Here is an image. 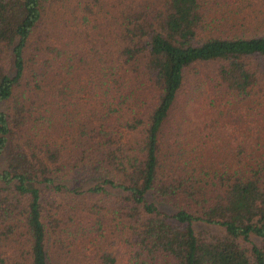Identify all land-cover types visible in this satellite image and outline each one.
Returning <instances> with one entry per match:
<instances>
[{"label":"trees","instance_id":"1","mask_svg":"<svg viewBox=\"0 0 264 264\" xmlns=\"http://www.w3.org/2000/svg\"><path fill=\"white\" fill-rule=\"evenodd\" d=\"M46 1L0 0V264H264L254 0H119L112 47L85 0L64 48L37 39ZM209 63L228 107L200 137L175 109Z\"/></svg>","mask_w":264,"mask_h":264},{"label":"rangeland","instance_id":"2","mask_svg":"<svg viewBox=\"0 0 264 264\" xmlns=\"http://www.w3.org/2000/svg\"><path fill=\"white\" fill-rule=\"evenodd\" d=\"M81 2L82 6L79 7L77 2ZM85 0H47L43 7V27L40 29L41 32L47 30V34L44 35V39H40L42 45L52 43L58 45L61 48L67 46V44L75 38L76 30L82 29V25L77 24L74 17L71 18V10L87 9ZM254 8L259 12L260 18L259 22L262 21L264 16V0H254ZM84 4V5H83ZM120 6L119 0H90L88 7H92L93 10L87 9L86 13L90 16L89 28L92 33L99 38L101 42L106 43L104 47H112L108 43L113 41V35H107L105 38L102 37L106 33V29H110L113 26L112 15L114 14L117 7ZM248 7V6H247ZM246 24L250 23L247 21ZM238 29L231 32L223 31V35L232 36L237 33H251L250 31H245L239 24ZM105 30V32H104ZM215 65L212 63L204 64L201 67L200 72V86L191 84L192 80L196 75L192 74L191 81L188 80L186 88L183 89L180 94L181 98L177 102L175 109V116H177V122L179 126L185 128L183 132L188 131V129H193L195 132L198 131L200 137H206L207 128L205 123L208 122L209 117L214 114V107H228L227 96L220 97L219 93H214L216 90L215 75H214ZM234 120L233 115L230 113L225 121L226 128L230 130L233 127L232 121ZM192 139V137L189 135ZM199 140V139H198ZM200 141V140H199ZM216 143L222 144V142H216L214 139L205 143L206 151H211ZM2 166V161H0V167Z\"/></svg>","mask_w":264,"mask_h":264}]
</instances>
